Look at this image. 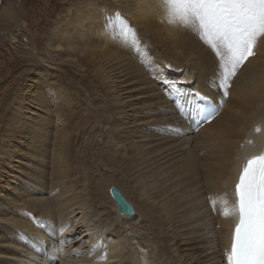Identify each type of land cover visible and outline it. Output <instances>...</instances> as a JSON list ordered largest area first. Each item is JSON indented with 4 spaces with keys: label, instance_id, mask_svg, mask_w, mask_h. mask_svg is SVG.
Instances as JSON below:
<instances>
[{
    "label": "bare ground",
    "instance_id": "bare-ground-1",
    "mask_svg": "<svg viewBox=\"0 0 264 264\" xmlns=\"http://www.w3.org/2000/svg\"><path fill=\"white\" fill-rule=\"evenodd\" d=\"M60 1L43 41L37 33L43 25H34V45L20 59L26 63L3 65L16 70L0 86V178L14 168L22 177L0 183V264L39 261L33 245L51 244V234L75 211L89 246L100 247L61 264H225L235 217L222 216L219 201L231 204L242 161L264 151V45L239 73L220 114L192 132L153 72L163 69L186 90L215 99L218 92L208 86L213 58L183 27L167 22L160 0ZM117 11L138 44L104 28L105 16ZM46 15L39 21L46 24ZM45 62L63 73L52 75ZM165 125L183 131L168 133ZM16 136L25 140L15 139L26 154L13 145ZM27 154L35 162L20 169L19 156ZM111 186L133 215L119 212ZM67 232L81 234L73 224Z\"/></svg>",
    "mask_w": 264,
    "mask_h": 264
},
{
    "label": "snow or ice",
    "instance_id": "snow-or-ice-1",
    "mask_svg": "<svg viewBox=\"0 0 264 264\" xmlns=\"http://www.w3.org/2000/svg\"><path fill=\"white\" fill-rule=\"evenodd\" d=\"M167 22L184 28L206 47L213 58V74L208 86L218 92L217 98L203 94L198 90H186L181 82L169 80L163 69L154 71V78L164 85L165 94L175 104L176 110L195 122L193 130H199L203 124L211 122L220 114L235 80L246 64L259 54L264 45V0H160ZM104 28L109 35L121 39H130L138 44L139 39L134 27L119 11L105 16ZM146 51L138 49L140 55ZM171 68L172 65H165ZM168 133L181 134L182 129L170 125L163 126ZM254 131L259 133L260 127ZM249 144L253 141L249 140ZM242 146V145H241ZM124 214L134 210L119 195L118 189H112ZM233 200L222 198L221 215L236 218L230 235V246L225 249L223 258L226 264H264V151L245 159L233 185ZM213 211H216L215 204ZM42 230L46 221L33 217ZM71 222L57 228L50 236L52 243L40 241V247L33 245L41 256L34 264H61L62 259L79 258L82 248L73 246L74 237L65 235ZM82 243V241H81ZM89 254L100 245H91ZM107 259V245L100 257Z\"/></svg>",
    "mask_w": 264,
    "mask_h": 264
},
{
    "label": "rangeland",
    "instance_id": "rangeland-1",
    "mask_svg": "<svg viewBox=\"0 0 264 264\" xmlns=\"http://www.w3.org/2000/svg\"><path fill=\"white\" fill-rule=\"evenodd\" d=\"M58 5L57 7L54 6V10L49 12V7H53V5ZM45 5H47L45 7ZM61 1L60 0H0V86L3 87V80L7 79L11 72L13 73L16 68L21 66L25 61L24 58L20 61L23 52L26 50H29L28 48L32 45H34V37H32L31 33L35 31L36 25H38V22H41L40 26L43 25V28L40 29L37 33H39L40 38H42V41L47 37V34L49 33V27L54 23V20H57L58 14L61 11ZM43 11V12H42ZM49 13V15H46V13ZM44 15H46V18L48 19V22L44 24L43 20ZM35 25V26H34ZM32 40V41H31ZM62 52V50H60ZM53 54V57L57 56V53H51ZM15 61L17 63L16 68L14 67L10 71H5L6 68L3 67L5 62L8 61ZM18 60L20 63H18ZM60 60H56V63H58ZM26 63V62H25ZM46 63V64H45ZM43 63L44 66H46V70L48 67L51 68L49 72L52 75L57 76L60 73H63V68L61 66L56 69L55 64H51L48 62ZM3 69V70H2ZM60 69V70H59ZM3 89V88H2ZM1 89V90H2ZM20 138L21 142L25 143V140L23 137L16 136L13 138V145H17L20 151L28 152L25 148V145L21 144L19 141L15 140ZM26 154V153H25ZM30 154V153H29ZM27 154V156H19V159L22 160L20 165V169H25L27 167V163L30 162L34 163L35 160L30 158V155ZM15 161V159L13 160ZM27 162V163H26ZM16 165L17 162L15 161ZM3 169H6V171H10V168L2 163ZM18 169V168H17ZM17 169H12L13 173L4 175L2 174V177L0 178V183L3 185V178L7 179L8 183L13 184L12 180L10 178H19L18 176L22 177ZM13 174H18V176H13ZM24 180V179H23ZM19 183H22L27 189L32 188L30 185L27 184V181H22L17 179ZM18 183L15 182V186H17ZM14 186V185H12ZM0 187H2L0 185ZM37 188V187H35ZM8 194L12 195L13 193H10L8 191ZM41 195V194H40ZM44 195V193H43ZM1 202H3L2 199H0ZM79 211L73 212L69 218L67 219V222H71V224L75 225V228H78V230L81 231V234L77 233V238L73 240V246L75 248H82L84 251L89 250V234L87 231H85L86 227H83L81 225H76V221L81 214L78 213ZM82 222L83 219H80ZM68 234V232L66 233ZM82 241V243H81Z\"/></svg>",
    "mask_w": 264,
    "mask_h": 264
},
{
    "label": "water",
    "instance_id": "water-1",
    "mask_svg": "<svg viewBox=\"0 0 264 264\" xmlns=\"http://www.w3.org/2000/svg\"><path fill=\"white\" fill-rule=\"evenodd\" d=\"M112 189H118L117 187H115V186H111L110 188H109V194H110V196L113 198V200L115 201V203L117 204V207H118V210H119V212L121 213V214H124V212L122 211V208H121V205H120V203H119V201H118V199H117V194L115 193V192H113L112 191ZM119 190V189H118ZM119 195L121 196V197H123V199L125 200V201H127L125 198H124V196L122 195V193L120 192V190H119ZM127 203L131 206V208L133 209V207H132V205L127 201ZM134 210V209H133ZM130 215H133L134 214V211L133 212H131V213H129Z\"/></svg>",
    "mask_w": 264,
    "mask_h": 264
}]
</instances>
